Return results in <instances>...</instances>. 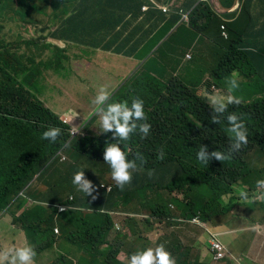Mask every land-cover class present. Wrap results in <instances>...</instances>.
<instances>
[{
  "label": "trees",
  "instance_id": "1",
  "mask_svg": "<svg viewBox=\"0 0 264 264\" xmlns=\"http://www.w3.org/2000/svg\"><path fill=\"white\" fill-rule=\"evenodd\" d=\"M215 1L172 0L166 11L167 0H152V4L148 0H0V214H9L14 224L26 232L29 241H35L33 259L56 242L68 253H82L78 264H124L119 262L124 260L119 257L125 250L154 246L153 242L144 245L149 240L141 236L136 216L143 217L141 222L149 225L166 219L168 208L163 203L164 197L170 198L168 206L174 204L182 208L187 218L201 214L212 222L219 214L229 213L236 217L240 211L237 206L231 207L237 208L235 214L231 208L221 210L218 203L233 193V186H246L256 195L257 175L264 177V166L258 165L264 160V96L243 104H231L226 110V114L236 113L244 121L247 143L238 151L228 153L226 160L213 158L208 165L199 164L195 154L200 145L206 146L208 152H227L226 121L221 117L220 123H212L209 98L195 93L178 75L182 68L195 61L208 67L205 70L208 72L209 56L219 53L221 45L227 46L228 51L222 55L215 74L224 84L227 85V77L242 69H252V74L264 72V57L260 53H264V24L259 25L252 12L255 1H260L264 8V0H242L238 14H225L234 18L233 22L226 23L230 33L228 40L223 36V21L214 10ZM237 2L232 0L228 8L234 6L231 9L234 10ZM144 7L153 12L146 16L149 26L142 28L137 36L141 18L147 12ZM47 9L58 13L55 16L58 23L50 36L42 40L16 39L24 22L37 21L43 30L48 29L40 17ZM182 10L189 13V21L182 20ZM86 11L94 16H107V19L101 25L92 21L81 25L80 17ZM48 26L54 25L49 23ZM213 28L221 31L224 42L217 44V37L210 34ZM102 31L115 32L117 38L103 37ZM114 53L122 59L121 65L126 66L127 71L126 74L122 70L117 72L119 79L127 82L116 100L130 103L132 97L141 98L145 122L150 124L147 136L141 139L138 133L133 134L126 144L127 158L135 161L140 170H132V179L123 188L115 185L108 165L99 158L104 145L98 151L89 147L90 143L97 148L106 138L112 142V132L100 137L88 136V133L75 137L73 126L63 122L62 106L53 109L47 102L48 97L44 96L48 89L47 72L51 69L65 80L76 76L74 85L80 83L78 78L95 75L87 86L90 92L94 91L92 86H105L109 74L99 72L94 63L97 59L102 62L104 54ZM188 53H193V61L187 62ZM78 63L80 67L83 65L81 71L75 66ZM67 66L71 72L66 71ZM56 83L53 82V88ZM62 87L60 85V91ZM218 88L219 95L225 96L217 82L211 84V90ZM49 126L61 129L54 142L41 139L42 131ZM70 147L78 154L75 163L94 165L101 182L113 188L112 195H104L100 203L103 210L99 212H89L99 205L91 199L79 200L77 193L72 203L58 198L61 189L56 191L50 187L54 190L50 204L35 200L37 197L33 193H26L58 153ZM136 154L143 157V164ZM257 155L256 162L253 156L257 158ZM52 185L62 187L64 184L56 180ZM175 193L183 197V202L174 197ZM201 200L206 201L205 206L200 205ZM56 204H74L88 212L59 214ZM145 206L150 209L145 210ZM254 206L258 208V204ZM257 211L264 215V203ZM117 217L121 218L122 233L116 249L110 253L102 249L95 251L96 258L94 249L100 245L107 247V235ZM84 223H89L85 227L86 234H82ZM56 228L61 235L55 233ZM101 229L103 237L98 238L95 232ZM135 235L141 236L135 248L131 242L125 244L121 237ZM2 250L7 252L5 247ZM212 256L209 252V257ZM51 263L77 264L66 255L54 258Z\"/></svg>",
  "mask_w": 264,
  "mask_h": 264
},
{
  "label": "clouds",
  "instance_id": "2",
  "mask_svg": "<svg viewBox=\"0 0 264 264\" xmlns=\"http://www.w3.org/2000/svg\"><path fill=\"white\" fill-rule=\"evenodd\" d=\"M201 1H205V0H200V2ZM171 2L172 0H167L164 6L166 11L169 10V6ZM225 2L226 0H216L214 3V10L223 21V25H222L223 36L225 37L224 32H227L229 37L228 38L225 37V39L228 40L230 38V33L228 31V27L226 23L233 22L234 18L230 19L228 16H225V14H229V16H231V14L235 12L238 14V12L241 10V7H242V0H238L237 5L234 10H231L232 8L225 9ZM44 5L45 4H43L42 6ZM143 10L148 11V7H144ZM181 13L183 14L182 20L189 21V13L183 10ZM57 15L58 13L57 12L53 13L51 9H47L45 14H42V15L40 14V17L45 22V25L48 27V29H45V30H43V27L41 28L43 34L49 31V33L46 35L47 37L50 36L51 31L55 30V25L58 23V20L55 19V16ZM38 16L39 15H37V17ZM34 17L36 18V16ZM49 23H51L54 26L49 27L48 26ZM25 24L30 25L32 27L33 34H36L38 32L36 25L39 23L37 21L36 23H29V24L25 23ZM223 27H225V29ZM117 54L116 53L112 55L104 54L102 62L108 61V65H107L106 71H103V73L109 74V77H108L109 81L107 82L105 86H100L98 88V90L95 92L94 98L90 101V104L92 106V113L95 114L92 121H95L94 127H98L100 130V133L97 134L85 128H83L81 133H75V126H73L71 122H68V123H70L73 126L72 132L75 137H77L76 136L77 134H83V136H86L87 133H88V136H94V137L99 136L100 137L102 134L112 132V138H111L112 142H109V139L106 138L105 142H102L101 145L98 146L97 148H93L90 143H89V147L94 151H98L104 145L102 156L101 157L99 156V158L103 159V162L108 165L110 169L111 179L115 182V185L118 188H123L126 184H128L131 181L132 170H136V171L140 170V168L137 167V164L135 163V161L127 158L128 151L126 148V144L129 141L130 136H132L133 134L138 133L141 139L147 136L149 133L150 124L145 122L147 118H146V114H145L144 107H143L144 101L141 98L132 97L130 103L127 100H116V98L119 96V93L121 92L123 85L126 84L127 82L126 80L122 81L119 79L117 75V72H118L117 70L111 69L112 66H114L116 62H118L121 65L122 59H119ZM113 56H115L116 59H111ZM188 57L191 60H189ZM188 57H187V62L188 60L192 61L193 57L192 56H188ZM108 59H111V60H108ZM100 61L101 59H97V62L99 64V69L102 63ZM112 76H116L118 80L121 81L119 85L114 84L110 81ZM226 81H227L228 95L221 96L219 95L220 93H216V91L213 89L211 90V91H215V93H213V96H207V97L209 98L208 103L213 113L210 117L211 122L218 124L221 121V117H223V119L226 121L225 132L227 133L228 141H229L228 149H227V152L222 151V150H213L211 152H208L206 146L200 145L199 150L196 152L195 155H196V159L204 165H208L209 161L213 158L217 161H223V160L228 159V153L238 151L242 145L247 143V129L245 127L244 121L240 119L236 113L226 114V110L229 105L240 104L241 102V97L233 94L234 90H236L239 87L237 83V74L233 72L229 77L226 78ZM79 116L77 115V118ZM84 116H86V114H84ZM80 117H82L83 119L82 115ZM63 122L67 123V121L65 120H63ZM83 122L85 123L84 119H83ZM60 134H61V129L59 127L49 126L46 128V130L42 131L41 139H46L49 142H54L56 141L57 137ZM122 145H125V147H122ZM64 150L66 149H63L62 151H60L51 163H53L57 158L67 161L66 160L67 155L65 156L63 155ZM162 155L163 153H161V156ZM136 157L138 160H140V163L143 164V157L139 154H136ZM86 165L94 166V165L86 163L84 167L87 169L89 168L86 167ZM44 172L38 175L36 179H38ZM71 183L78 191L77 195L79 197V200L91 199L99 205L98 209H92L89 212L96 213V212L103 210L100 207V203L102 202L104 195L110 196L113 193L112 187H107L101 182L100 183L101 193L98 195L91 194L95 186L92 184V181H90L89 179L85 177L83 170H77L72 173ZM256 184L258 187L264 188V180H257ZM237 185H240V184H237ZM233 190H234L233 193L238 194L241 201H246L249 198V194L246 191V186L240 187L237 191L235 189ZM49 191L51 192V195L54 192V190H51V189ZM27 192H30V191H28L27 189L26 193ZM58 193H59L58 198L61 200L71 201L72 203L76 201V197H75L76 192H71L70 194L65 195V196H68L67 199H64L65 196H63L61 192L58 191ZM81 193H83L85 196H89L90 194L92 196L84 197V196H81ZM33 194L36 195L35 192H33ZM174 197H178L181 202H183L182 200H184L183 197H181L182 198L181 200L180 196L176 193ZM35 198H36L35 200L41 201L40 197L38 198V196H35ZM234 199H239V198L236 197V198H233L232 200ZM50 201L51 200L49 198V201H48L49 204H50ZM233 204L234 206H237L238 208L239 204H236V203H233ZM241 204L243 205V203ZM253 204H258V208H259V206L263 204V202H255ZM56 205L59 209V214L66 213L68 211H72L76 213L88 212L86 209L81 208V207L80 208L76 207L74 204H56ZM242 205L238 209L242 208ZM234 206L230 205V207H234ZM244 207L245 206H243V208ZM167 208H168V211L170 212L169 218L171 219V222L169 220L164 219V220H161L160 224H166L169 228L176 229L177 227L182 226V224L188 225V223H191L189 224L190 226L196 227L204 233V236L207 237V244L203 245L199 241L202 247H200V249L198 250H193L188 247V244H192L191 242H188L182 239H177L176 242H173V239H174L173 238L168 243V246L172 248V252L171 254H169V252L164 247L165 243L158 245L154 241L155 228L159 226V225H155V223H158V221L153 223L152 225H149L148 222L146 223L141 222L143 217L136 216L137 221H138V217H141V220L138 221L141 226V236L147 237L151 243L152 242L154 243V246H152L151 244V247L144 248L142 250L139 249L140 247H138V250L131 251V252L129 251L130 253H126L128 251L125 250L124 253H126L128 256L125 264H218L220 262H228V261H232L233 264H247L248 258L245 255L246 253H248V251L251 250L249 246L246 250L241 251V257H234L228 251V249L222 244L221 242L222 234L219 232H213V231L209 232L208 227H210V225L208 224H212L210 221L209 223H207V221L203 223L201 215L199 214L198 217H195V216H193L192 218L188 217L191 220L182 219L181 223L175 226L174 225L175 224L174 214L178 213V208L174 204L167 206ZM1 214L4 215V217L2 218L3 220L5 219L6 216H8L7 219H9L8 222L0 223L1 244H4V242L7 241L8 236H5V234H8L10 232L14 233L16 232L17 228H19L22 231L23 236H24V233L26 234V232L21 228V226L14 224V221L9 214H5L4 212ZM116 224L113 228H111V231L115 228L118 230V225ZM250 226L252 227V230L250 229V231L254 232L255 234H256L255 231H259V228L260 229L263 228L264 220H263L262 215H261V218L258 220L256 219L251 220ZM143 229H145L148 232L145 233ZM119 230H122L121 226ZM102 231L103 230L101 229L97 233L96 236L98 238L103 237L101 233ZM111 231L107 235L108 237L110 236ZM55 233L57 235L59 234L61 235L60 229L56 228ZM120 234H117V235H120ZM141 236L135 235L133 237H128V239L130 240L129 242L133 244V247H134V244L137 243V241L140 239ZM261 240L262 239L259 238V240H257L256 242V245ZM13 242L16 246L9 248L6 253L0 256V264H4V260L8 261L7 264H37V259L41 258L44 255H47L48 253L52 255V260L50 262L48 261V263H51L52 261H54V258H60V257H63V255L67 256L68 254H72L68 252L67 253L59 252L56 249L58 245L60 246L61 251H64V249L61 247V243L55 242L53 245L48 246L46 250H44L40 255H38L36 258L33 259L35 255L34 248L36 245L33 239H32V243L31 242L29 244L25 243L23 246H20V243H22V240L13 241ZM215 243H218L222 249L221 254L223 255V257L221 258H219V252L216 251L213 247ZM103 247L104 246H102V248ZM189 250H193V251L189 254L188 253ZM209 252L213 254L212 257H209ZM78 262H75V263L78 264Z\"/></svg>",
  "mask_w": 264,
  "mask_h": 264
},
{
  "label": "rangeland",
  "instance_id": "3",
  "mask_svg": "<svg viewBox=\"0 0 264 264\" xmlns=\"http://www.w3.org/2000/svg\"><path fill=\"white\" fill-rule=\"evenodd\" d=\"M149 4H152V0H148ZM228 1V6H225V9H229V5H231L232 0H226ZM234 6L230 7L233 8ZM146 11V10H144ZM153 12V10L147 11L145 12V17L141 18V22H140V28L137 31L138 34L140 36V31L142 28L149 26L148 21L146 19V16L149 14L151 15V13ZM237 14L232 13L231 15H235ZM107 19V16H98L97 14L92 15L91 13H89L88 11H86L85 13H83L80 17L79 23L81 25H85L88 24L89 21H92L98 25H101L102 23H104ZM118 20H122V18H119ZM220 20H222L220 18ZM220 21L217 20V23H219ZM38 32L36 34L32 33V27L30 25L27 24H22L21 27L18 29V37H16V39L18 40H31V39H39L42 40L41 38L47 37L46 35L49 33L46 32L45 34L42 33V26L40 24L36 25ZM166 32V25L165 27H163V34H165ZM174 32V29L171 31L170 34H168V37ZM210 34L213 36H215V38L217 37L218 41L217 44H219V42L221 43L224 42V38L221 36V31L217 30V28H213L210 30ZM103 37H108L110 40H114L116 39V33L112 32L110 34L104 33L102 31L101 34ZM165 41V40H164ZM163 41V42H164ZM14 49V48H13ZM119 49V47H118ZM14 51L19 52L17 49H14ZM228 51L227 46L225 45H221L219 47V53H211V55L209 56V61H210V69L208 72H206V68L208 67H202V62H193V63H189L188 65H186L184 68H182L178 75L181 76L183 79V81L187 84L188 87H190L195 93L202 95L204 93V97L207 96H213V93H215V91H211V84L217 82L220 87L224 90V95H228L227 92V85L223 83V79L222 78H218L216 73V70L219 69V65H220V61L222 58V55L224 53H226ZM209 53V52H208ZM260 53L262 54V56L264 57V53L260 51ZM192 53L187 54L189 56ZM186 57V60H187ZM189 60H191L188 57ZM193 61V58H192ZM186 64V63H183ZM78 65V66H77ZM80 63L76 64L75 66H77L78 69H80V71L82 70L83 65H81V67L79 66ZM107 65H108V61L102 62L100 65V69L102 71H106L107 69ZM170 68L175 66H169ZM185 69V71H184ZM117 71H123L124 74L127 73L126 71V66L124 65H120L118 66V68L116 69ZM66 71L71 72V69L69 66H67ZM203 71V73H202ZM251 71H253L252 69H248L247 71L242 69L239 72H235L237 74V83L239 85V87L234 90V95H238L241 97V103H247L248 100L254 99L256 97H261L264 96V72L261 73H256L254 72L253 74L251 73ZM48 77L46 79V83L48 84V89L45 91L44 96L48 97L47 98V102L48 104L53 108L54 106H62V119L67 121V122H71V124L73 126H75V133H81L83 128L85 129H89L94 133H100V130L98 127H94L95 121H92L93 117L95 116V114L92 113V106L90 104V101L94 98L95 92L98 90V85L96 86H92L94 91L90 92L87 91V86L88 84H90L91 80H94L93 78L96 77L93 74L88 75L87 77L83 78H78V82H80L77 85L73 84V81H76V76H72L71 80H65L63 78H61V76H57L53 70H49L48 72ZM167 78H165L166 80ZM110 81L114 84H120V80H118V78L116 76H112ZM53 82H57L54 86V88L52 87ZM60 85H63V87L61 88V91L59 90ZM205 91V92H204ZM60 95L56 96V93H60ZM50 95V96H49ZM56 96V97H55ZM54 109V108H53ZM75 114V115H74ZM84 114H86V116H84ZM79 116H83V119L85 121V123L83 122L82 117H78ZM97 119V118H96ZM95 119V120H96ZM92 121V122H91ZM79 135H83V134H77L76 136ZM63 155H67L66 160L69 161H64L61 160L60 158H57L53 163H51L49 165V167H47L46 171L39 177L38 180H36L35 182H37L35 185L32 186V188L28 191L31 192H27V193H33L35 192L37 194V196L39 197V193H43V190H45V188L47 190H50V187L54 190H60L59 192H61V194L63 196L70 194L71 192H78L76 190V188L72 185L71 183V176L72 173L74 171L77 170H83L85 177L87 179H89L90 181H92V184L95 186L94 189L92 190L91 194L93 195H98L101 193V189H100V183L101 180L97 175V172L94 170V166H89L86 165V167H88L89 169L85 168L83 164L80 163H75V159L77 158L78 154L77 151L70 147V149H66L63 151ZM70 155L72 156V158L70 157ZM253 159L257 162L259 159V155H257V158L255 156H253ZM199 164H201V162H198ZM258 165L260 166H264V160H260L258 162ZM93 169V170H92ZM257 174V173H256ZM56 180H59V184L63 185L62 187L60 186H53L52 184L55 183ZM257 180H264V177L257 175ZM44 185V186H43ZM242 187V185H235L232 187V189H235L236 191ZM245 187V186H244ZM250 187V186H249ZM251 188V187H250ZM264 190V188L258 187V189L255 191L256 196L253 195L252 191L246 187V191L249 194V198L246 201H241L240 197L238 196V194L233 193V194H229L225 197H223V199L221 201H219V206L221 208V210L226 209L229 210L231 207L230 205H233V203L239 204L238 208L242 205L241 203H243L242 208H240V211L238 210L236 217L234 218L233 215L226 213V214H219V218L217 220L212 221V224H208L210 225V227H208L209 232H219L222 234L221 237V242L222 244L228 249V251L234 256L237 255L238 252L244 251L248 248V243L251 240V238L253 237V235L255 234L254 232L250 231V229L252 230L251 225V220L253 219H260L261 215L264 218V215L260 212L257 211L256 207L254 206L255 202H263L264 203V193L262 194V191ZM89 196H85L83 193H81V196L84 197H91L92 195ZM239 198V199H234L233 198ZM180 199L182 200V198L180 197ZM170 200L169 197H164L163 198V203L165 205L168 206V201ZM183 201V200H182ZM51 202V201H50ZM200 205L201 206H205L206 205V201L201 200L200 201ZM248 205V207H244ZM235 207V206H234ZM253 208V209H252ZM145 210L150 209L149 206H145L144 208ZM231 210L233 211V214L236 213L237 208H231ZM245 210V211H244ZM235 212V213H234ZM260 212L261 215L258 213ZM167 216H166V220H169L171 222V219L169 218L170 212L167 211ZM201 215V214H200ZM175 216V226H177L179 223H181L182 219H186V220H191L190 218H187V216L183 215V211L182 208H178V213L174 214ZM221 216V217H220ZM253 216V217H252ZM4 217L3 214L0 215V223L2 222H8L9 219L8 216L5 217V219L3 220L2 218ZM198 217V216H196ZM201 218L203 220V223L207 221V223H209V220H205V218L201 215ZM252 218V219H251ZM233 219V220H232ZM141 220V217H138V221ZM232 220V221H231ZM116 221V225H118V230L115 228L111 231L110 236L106 239V241L108 242L107 247H103L102 245H100L99 247L97 246L94 249V253L95 251H100L102 249V251H106L108 253L111 252V250H115L116 249V243H119V239L118 237L122 232V230L120 229V222H121V218L117 217L115 219ZM227 221V222H226ZM161 221H158V223H155V225H159L158 227L155 228V235H154V241L160 245L162 243L164 244L165 249L169 252V254H171L172 252V248L168 246V243L171 241V239H173V242H176L177 239H182L188 242H191L192 244H188V247L193 249V250H197L200 249L201 244L199 243V241H201V239L204 236L203 232H199L196 230L192 229V226H190L188 223V225H184L182 224V226L175 228H169L166 224H160ZM229 223V224H228ZM89 223H85L84 225V230L82 234H86V230L85 227L88 225ZM222 224V225H221ZM143 231L145 233H147L148 231H146L145 229H143ZM99 231L97 230V232H95V234L97 235ZM257 236L259 238L262 239V237L264 236V234L262 232L259 231H255ZM259 232V233H257ZM177 233V234H176ZM182 233L185 235H182ZM1 234V232H0ZM255 234V235H256ZM5 236L7 237V241L4 242L3 247H5V249L8 251L9 248L15 247L16 245L14 244L13 241H20L22 240V243H20V246H23L25 243H30L29 241V237L27 236V234L23 233L22 231L17 228L16 232L12 233H8L5 234ZM123 237V241L126 243H128L130 240L124 236ZM184 237V238H183ZM150 241L144 242V245L150 244ZM97 244V242H96ZM139 244V243H138ZM68 248V247H67ZM59 252H65L67 253V251H61L60 250V246L58 245V247L56 248ZM193 250H189L188 253L190 254ZM127 251L131 252V251H136V250H132V249H127ZM81 255L82 253H77L74 252L73 254H68L67 257L69 258L70 261L72 262H78L81 260ZM96 255V253H95ZM127 254L123 253L119 258V260H121L119 262L121 263H126L127 261ZM96 258H98V256L96 255ZM52 260V255H50L49 253L47 255L42 256L41 258L37 259V264H39V262L42 261H46V263Z\"/></svg>",
  "mask_w": 264,
  "mask_h": 264
},
{
  "label": "crops",
  "instance_id": "4",
  "mask_svg": "<svg viewBox=\"0 0 264 264\" xmlns=\"http://www.w3.org/2000/svg\"><path fill=\"white\" fill-rule=\"evenodd\" d=\"M252 10H253L252 12L254 13L256 21L258 20L259 25H260V23L264 24V20H261L264 18V8L262 6V3L260 1H255L254 7ZM189 55H190V53H189ZM191 55H192V57L194 56L193 53ZM94 64H95V69H97V70H99V72L103 73V71H101L99 69L98 62L96 61ZM118 66H119V63L116 62L114 64V66H112L111 69L116 70L118 68ZM216 93H220L219 88H218V90H216ZM36 196H37V194H36ZM39 197H40V200L42 202L49 204L48 201H49V198L51 197V192L45 188V190H43V193H39ZM67 198H68V196H65L64 199H67ZM260 212L262 213V211H260ZM260 212H258V213L261 215ZM192 229L199 231V232H202L201 230H199L196 227H192ZM259 232H262L264 234V226L261 229L259 228ZM259 232H257V233H259ZM257 240H259V237L254 234L248 243V246L251 248V250L248 251V253H246V255H245L248 258L247 264H264V236L262 237V240L256 245ZM200 242L203 245H206L207 244V237L203 236V238L201 239ZM3 248H4L3 244H1V241H0V256H2L5 253L2 250ZM234 257H241V252H238V254L234 255ZM4 264H7V260H4ZM39 264H51V263H48V262L46 263V261H42V262H39ZM218 264H233V262L232 261L220 262Z\"/></svg>",
  "mask_w": 264,
  "mask_h": 264
},
{
  "label": "built area",
  "instance_id": "5",
  "mask_svg": "<svg viewBox=\"0 0 264 264\" xmlns=\"http://www.w3.org/2000/svg\"><path fill=\"white\" fill-rule=\"evenodd\" d=\"M223 28L225 29V27H223ZM224 35H225L226 38L229 37V35H228L227 32H224ZM213 247H214V249H215L216 251L219 252V258L223 257V255L221 254V250H222V249H221L220 245H219L218 243H215V244L213 245Z\"/></svg>",
  "mask_w": 264,
  "mask_h": 264
},
{
  "label": "bare ground",
  "instance_id": "6",
  "mask_svg": "<svg viewBox=\"0 0 264 264\" xmlns=\"http://www.w3.org/2000/svg\"><path fill=\"white\" fill-rule=\"evenodd\" d=\"M47 207H48V206H47ZM234 218H235V217H234ZM232 220H233V219H232ZM232 220H231V221H232ZM226 222H227V221H226ZM186 225H187V224H186ZM221 225H222V224H221ZM176 234H177V233H176ZM182 235H184V234L182 233ZM185 235H186V234H185ZM185 235H184V236H185ZM183 238H184V237H183ZM197 250H198V249H197Z\"/></svg>",
  "mask_w": 264,
  "mask_h": 264
}]
</instances>
